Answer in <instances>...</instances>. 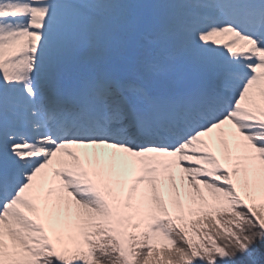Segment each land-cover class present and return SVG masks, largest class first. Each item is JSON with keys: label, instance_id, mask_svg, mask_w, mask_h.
<instances>
[{"label": "snow or ice", "instance_id": "snow-or-ice-1", "mask_svg": "<svg viewBox=\"0 0 264 264\" xmlns=\"http://www.w3.org/2000/svg\"><path fill=\"white\" fill-rule=\"evenodd\" d=\"M0 264H264V0H0Z\"/></svg>", "mask_w": 264, "mask_h": 264}, {"label": "rangeland", "instance_id": "rangeland-1", "mask_svg": "<svg viewBox=\"0 0 264 264\" xmlns=\"http://www.w3.org/2000/svg\"><path fill=\"white\" fill-rule=\"evenodd\" d=\"M129 2L134 3V4H149L154 2V0H129ZM152 40V31L150 27H145L143 32L141 33V41L145 45H148L149 42ZM129 79L134 80V76L132 74H129ZM178 84L183 83V77L179 78L177 80Z\"/></svg>", "mask_w": 264, "mask_h": 264}]
</instances>
